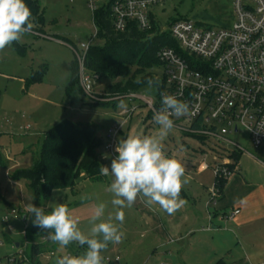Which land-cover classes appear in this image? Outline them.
<instances>
[{"label": "rangeland", "instance_id": "obj_1", "mask_svg": "<svg viewBox=\"0 0 264 264\" xmlns=\"http://www.w3.org/2000/svg\"><path fill=\"white\" fill-rule=\"evenodd\" d=\"M38 2L40 11L32 19L35 25L32 32L0 51V153L4 160V164H0V264H18V261L9 262V257L22 260L17 244L26 247L28 241L30 245L27 246L26 254L31 259L32 242L35 238H29L32 232H36L35 239L41 237L42 242L45 241L42 237H49L47 230L38 229V226L33 225L34 215L28 212L27 204L43 207L48 212L57 203H62L61 200L66 194L64 190H55L48 198L36 203L29 179L19 175L21 170L32 169L41 151L44 132L47 129L66 119L77 123L97 124L101 127L102 135V145L98 153L101 161L110 168L111 161L117 154L107 149L110 142L107 133L116 123H120L118 114L121 111L135 108L121 128L117 143L129 134L137 132L155 135L159 128L153 116H150V108L140 99L123 98L128 92L121 93L122 96L106 94V85L114 82L111 78L93 80L91 93L85 92L81 81V63L75 49H79L81 43L87 42L92 34V14L87 0ZM152 10L162 31H169V24L182 18L212 28L229 26L234 20L233 0H165ZM97 43L102 45L105 41L99 38ZM74 61L78 64L77 75L82 92L75 90L69 100L66 90L72 74L71 64ZM34 73L39 76L36 80L33 78ZM144 92L154 96L156 90L146 87ZM234 137L248 152L234 153L213 138L202 140L177 128H173L165 138L163 148L167 155L181 161L185 167V176L190 178V182L192 179L212 187L215 183L212 169L209 168L198 176L196 171L204 161L214 164L216 158L218 162H231L236 168L235 172L243 175L247 181L264 184V145L255 148L249 142L248 132L244 129ZM77 188L82 194L89 192V196H78V200H74L70 195V203L93 199L94 204L67 206L72 216L78 219L80 230L88 235L93 226L95 207L99 203L106 204L104 219L116 211L111 205L113 196L108 191L106 177L102 181H86L84 184L80 181ZM12 210H16V213L10 215ZM123 211L125 219L119 227L124 236L120 243L108 244L102 252L103 264L216 262L215 247L209 243L196 245V242H193L186 249L171 242L165 243V249L157 250L156 241L148 242L149 237L135 207L124 208ZM8 215L10 217L6 219ZM25 215L26 221L22 219ZM26 232L29 233L27 236ZM49 239L44 242L43 250L38 256L39 261L45 264H56L58 255L62 257L67 252L73 256L83 255L87 248L86 245L81 247L75 242L61 247ZM51 251L56 252L57 256H51ZM116 257H119V261L114 260ZM106 258H110L111 262H106Z\"/></svg>", "mask_w": 264, "mask_h": 264}, {"label": "built area", "instance_id": "obj_2", "mask_svg": "<svg viewBox=\"0 0 264 264\" xmlns=\"http://www.w3.org/2000/svg\"><path fill=\"white\" fill-rule=\"evenodd\" d=\"M164 2L87 0L92 14V34L87 42L75 49L86 93L90 94L93 89V79L84 69V60L90 47L99 39L96 13L107 8L113 27L118 32H124L131 23L141 30H149L152 20L156 21L153 7ZM233 13V22L219 28L204 26L188 18L173 21L169 31L178 49L165 46L158 52L162 67L157 78L164 81L162 89L154 96L131 91L123 98L140 99L154 116L162 107V94L173 95L190 106L187 115L172 117L174 128L204 139L213 138L233 152H248L234 135L244 129L255 148L264 145V0H233ZM134 110L132 107L131 110L121 111L118 114L120 123L107 133L110 140L107 149L114 154H117V136ZM200 168H211L213 171L215 183L211 192L214 197L218 196L217 182L222 178L228 180L236 170L228 160L218 162L216 158L214 164L204 161ZM239 212L236 209L231 216ZM15 213L16 210H12L10 215ZM25 234L27 236L28 232ZM48 239L43 238L45 241ZM28 245L29 241L26 247L18 246L22 260L9 257V262L31 264L26 254ZM51 256H57L56 252L51 251ZM114 260L119 261V257ZM105 261L111 262V259L106 258Z\"/></svg>", "mask_w": 264, "mask_h": 264}, {"label": "clouds", "instance_id": "obj_3", "mask_svg": "<svg viewBox=\"0 0 264 264\" xmlns=\"http://www.w3.org/2000/svg\"><path fill=\"white\" fill-rule=\"evenodd\" d=\"M32 19L31 9L25 0H0V51L31 33L35 27ZM161 104V109L153 116L159 126L156 134L137 132L120 139L110 169L108 166L100 167L102 176L112 177L108 191L113 196L111 205L116 211L104 219L106 204L99 203L88 235L80 230L78 219L72 216L64 203H57L48 212L43 207L27 204L28 212L34 215L33 225L47 230L53 242L61 247L73 242L81 247L87 246L83 255H64L56 260V264H103L102 252L109 243H120L124 236L119 227L125 219L123 209L132 207L138 198H142L149 207L159 205L169 215L186 204L181 191L190 178L185 176L181 161L166 154L163 141L175 126L172 117L187 115L190 106L169 94H162Z\"/></svg>", "mask_w": 264, "mask_h": 264}, {"label": "trees", "instance_id": "obj_4", "mask_svg": "<svg viewBox=\"0 0 264 264\" xmlns=\"http://www.w3.org/2000/svg\"><path fill=\"white\" fill-rule=\"evenodd\" d=\"M25 2L31 9L32 17L36 16L40 11L38 0ZM96 22L99 26V38H103L105 43H95L90 47L84 60L85 71L93 80L103 77L114 80L112 84L106 85V94L144 92L146 87H153L156 90L154 95H157L164 84V81L157 78L162 67L158 52L165 46L178 49L170 31H162L159 23L152 20L149 30H141L131 23L124 32H118L113 27L107 8L96 13ZM77 70L78 64L74 61L66 90L69 100L75 90L81 91ZM33 78L38 79V74L34 73ZM100 130L101 127L95 123H77L66 119L44 132L42 148L32 169L21 170L19 173L29 179L36 203L48 198L56 189L75 187L82 176L91 181L105 179L100 174V167L106 166L98 153L102 145ZM197 137L204 140L202 136ZM0 164H4L1 153ZM226 183L227 179L223 178L217 182L219 197L223 194ZM31 237L36 238V232H32L29 238ZM35 238L30 263L45 264L38 259L45 241L42 242L41 237L37 240ZM214 264L225 262L220 259Z\"/></svg>", "mask_w": 264, "mask_h": 264}, {"label": "crops", "instance_id": "obj_5", "mask_svg": "<svg viewBox=\"0 0 264 264\" xmlns=\"http://www.w3.org/2000/svg\"><path fill=\"white\" fill-rule=\"evenodd\" d=\"M207 170H202L199 166L196 174L202 175ZM106 178L109 187L112 177ZM80 181L84 184L91 180L82 176ZM56 190L65 191L61 202L70 207L94 204L93 199L70 203V195L74 200H78V196H89V192H79L77 185ZM181 197L186 200V204L172 215L159 205L147 206L142 198H138L133 204L149 237L148 242L156 241L157 250L165 249V243L171 242L186 249L193 242L196 245L209 243L215 247V261L222 259L225 264H264L263 183H251L243 175L233 172L223 194L214 197L210 186L191 179L182 188ZM236 209L240 212L231 216ZM22 219L26 221L27 215ZM67 254L69 252L63 255Z\"/></svg>", "mask_w": 264, "mask_h": 264}, {"label": "water", "instance_id": "obj_6", "mask_svg": "<svg viewBox=\"0 0 264 264\" xmlns=\"http://www.w3.org/2000/svg\"><path fill=\"white\" fill-rule=\"evenodd\" d=\"M19 244H17V246H18Z\"/></svg>", "mask_w": 264, "mask_h": 264}]
</instances>
